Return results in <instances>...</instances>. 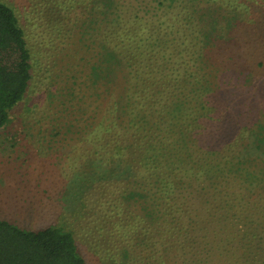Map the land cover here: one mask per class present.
Returning a JSON list of instances; mask_svg holds the SVG:
<instances>
[{
	"label": "trees",
	"instance_id": "trees-1",
	"mask_svg": "<svg viewBox=\"0 0 264 264\" xmlns=\"http://www.w3.org/2000/svg\"><path fill=\"white\" fill-rule=\"evenodd\" d=\"M239 2L28 0L57 130L98 164L59 223L0 220V264H89L77 236L100 264H264V44L244 48L263 33ZM26 34L0 0V129L33 80Z\"/></svg>",
	"mask_w": 264,
	"mask_h": 264
},
{
	"label": "rangeland",
	"instance_id": "rangeland-1",
	"mask_svg": "<svg viewBox=\"0 0 264 264\" xmlns=\"http://www.w3.org/2000/svg\"><path fill=\"white\" fill-rule=\"evenodd\" d=\"M239 1L241 8L249 7V19L252 18L255 24L260 23L264 35V0ZM3 2L14 8L27 32L33 57V80L24 100L11 112L8 124L0 129V220L37 229L62 220L61 215L68 205L63 204L69 199L67 190L75 186L76 179L83 178L81 173H87L98 164V154L91 153V146L83 142L80 135L57 130L62 124L56 114L57 102L45 99L47 86L53 84V76L45 71L52 49L49 45H41L38 37L29 35L31 31L25 27V21L30 19L23 12L28 0ZM247 30L252 36L248 41L252 42L244 48L249 55L255 51L257 55L264 37L258 36L250 25ZM90 136L93 139L91 133L83 139ZM67 218L70 229L75 228L74 220ZM77 239L88 263L100 264L81 238L77 236Z\"/></svg>",
	"mask_w": 264,
	"mask_h": 264
}]
</instances>
